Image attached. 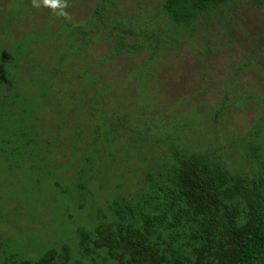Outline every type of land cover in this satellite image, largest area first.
Returning a JSON list of instances; mask_svg holds the SVG:
<instances>
[{
	"label": "trees",
	"instance_id": "obj_1",
	"mask_svg": "<svg viewBox=\"0 0 264 264\" xmlns=\"http://www.w3.org/2000/svg\"><path fill=\"white\" fill-rule=\"evenodd\" d=\"M242 1L164 0L158 14L176 33L208 24ZM251 1L264 5V0ZM33 3L13 6L0 23V171L5 176L36 171L40 188L32 198L48 194L62 211L47 226L23 210L0 209V264H264L260 148H251L256 163L250 174L234 172L221 153L188 146L164 126L136 122L139 112L150 110L142 87L149 84L147 65L163 50L158 32L138 35L110 19L121 40L113 52L134 58L148 53L116 86L129 92L133 79L143 74L132 85L142 91L138 103L120 116L102 108L101 97L108 100L117 89L108 87L95 67L90 69L96 63L85 57L90 36H99V23L104 25L116 3L104 0L87 22L73 23L63 15L64 7L54 8L50 1L53 21L40 29L32 26L16 40L9 27L18 15L31 23L38 12ZM128 36L134 44L126 42ZM64 96L71 102L68 116L61 107ZM87 97L97 102L91 111ZM78 106L86 108L83 123L72 119L82 109ZM122 130L129 134L124 137ZM162 144L167 150L161 153ZM134 152L136 162L129 166ZM138 171L139 183L129 189L107 186L102 196L101 184ZM38 209L47 212L46 205ZM7 225L16 235L3 229Z\"/></svg>",
	"mask_w": 264,
	"mask_h": 264
},
{
	"label": "rangeland",
	"instance_id": "obj_2",
	"mask_svg": "<svg viewBox=\"0 0 264 264\" xmlns=\"http://www.w3.org/2000/svg\"><path fill=\"white\" fill-rule=\"evenodd\" d=\"M38 1L34 0L33 3V8L38 12L31 19L32 24L27 15L23 18L18 15L9 27L10 34L16 40L32 26L40 29L43 23L53 21L48 4L56 0H48L47 4L41 0L40 6H37ZM112 1L116 5H112L110 17L106 16L104 25L99 23V36L92 34L90 37L93 38L86 47L85 57L96 63L90 69H96V75L105 80L108 87L113 86L116 90L122 82H126L131 69L137 68L141 60L148 57L147 52L135 58L125 53L118 54L115 50L113 52V48L121 41L119 36L116 37L118 31L114 27V18L121 22L116 25L117 28L131 29L138 35L143 31L148 34L157 31L163 40V50L154 62L147 65L149 84L142 87L143 97L147 98L150 110L139 112V120L136 122L146 121L151 122V126L155 128L164 126L165 130L172 129L188 146L194 143L201 148L215 150L224 156L227 166L234 172L250 174L256 163L251 148H260L261 159H264V5L245 0L227 7L208 24H197L192 30L174 33L159 18L158 10L164 0ZM26 2L27 0H0V23L9 16L13 6L22 9ZM61 2L64 5L63 15L67 20L85 23L104 0ZM56 16V21H61V17L58 14ZM112 17L114 20L110 21ZM138 39L141 40L140 37ZM126 42L135 43L131 36L126 38ZM147 66L143 69H147ZM140 76L133 79L132 85L144 79ZM132 85L128 87L129 92H124L123 85V89L119 87L117 92H110L108 100L101 97L102 108L105 106V109L113 110V113L120 116L126 111L134 110L142 91L139 89L140 92H137ZM86 100L91 111V105H96L97 102H93L90 97ZM62 101V111L68 116L71 102L66 96ZM78 107L82 109H76L72 119L83 123L86 108ZM121 133L126 137L129 131L122 130ZM158 150L162 153L167 149L162 144ZM136 157L134 152L129 166L136 162ZM49 169L54 171L52 165H49ZM139 172L126 177L118 173L119 177L116 179L110 178L108 184L104 183L106 186L101 184L102 196L110 189H106L107 186L117 188L122 185L129 189L139 183L142 177V172ZM35 180L36 171L26 170L18 175L6 176L0 171V209L23 210L25 215H34L38 221H46L44 224L51 226L54 216L56 218L62 210L55 209L46 198L48 194L38 200L32 198V192L40 188V185L35 186ZM45 205L47 212L42 214L38 207ZM3 229L16 235L8 225ZM28 233L29 231L26 235Z\"/></svg>",
	"mask_w": 264,
	"mask_h": 264
},
{
	"label": "clouds",
	"instance_id": "obj_3",
	"mask_svg": "<svg viewBox=\"0 0 264 264\" xmlns=\"http://www.w3.org/2000/svg\"><path fill=\"white\" fill-rule=\"evenodd\" d=\"M43 2H44L45 4H47V3H48V0H43ZM37 6H39V5H37ZM52 6H53L54 8H55V7H60V8L64 7V5H63V3L61 2V0H56V3H54Z\"/></svg>",
	"mask_w": 264,
	"mask_h": 264
}]
</instances>
